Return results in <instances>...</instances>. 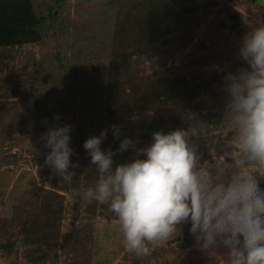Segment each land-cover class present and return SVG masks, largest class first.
<instances>
[{"label": "rangeland", "instance_id": "1", "mask_svg": "<svg viewBox=\"0 0 264 264\" xmlns=\"http://www.w3.org/2000/svg\"><path fill=\"white\" fill-rule=\"evenodd\" d=\"M119 1L126 3L34 0L37 14L45 22L41 41L14 50L12 60H1L9 64V69L0 76V264L227 262L229 250L220 243L212 249L202 247L203 242L190 232V221L179 225L177 233L159 246L150 245V254L137 259L128 251L117 219H92L93 239L86 245L87 253L58 251L56 260L53 256L37 260L36 249L42 244L24 239L19 231L18 222L26 213L38 211L46 201L60 212L55 227L47 231L61 234L70 227L75 191L61 177L54 182L55 174L45 164L49 150L41 134L57 124L71 125L70 141L82 142L105 129L101 112L91 115L89 103L98 102L107 89L106 67ZM191 1L189 5L186 0L179 1L184 11L166 19V46L159 59L154 56L139 68L140 80L176 73L189 75L194 70L207 80L216 70L224 74L209 93L225 95L227 74L248 68L239 49L245 34L264 25V0ZM232 135L231 127L223 123L197 147L199 164L207 163L213 175L215 165L221 162L226 176L231 171L227 166L233 164ZM74 155L71 160L76 163ZM78 209L81 211L82 206ZM86 221L80 216L78 225Z\"/></svg>", "mask_w": 264, "mask_h": 264}, {"label": "clouds", "instance_id": "2", "mask_svg": "<svg viewBox=\"0 0 264 264\" xmlns=\"http://www.w3.org/2000/svg\"><path fill=\"white\" fill-rule=\"evenodd\" d=\"M239 55L248 68L228 73L225 86L224 123L233 131L230 144L235 146L227 176L223 162L215 165V175L207 163L199 164L194 127L155 131L142 148L124 138L118 151L132 148L136 158L115 168V153L101 149L107 129L84 142L99 177L83 190L82 199L109 207L129 252L150 254V245L159 246L190 221L202 247L220 243L229 250L226 264H264V25L245 34ZM112 127L119 138L120 128ZM70 133L71 125L57 124L41 134L49 150L45 164L63 182L72 181L79 167L71 160Z\"/></svg>", "mask_w": 264, "mask_h": 264}, {"label": "trees", "instance_id": "3", "mask_svg": "<svg viewBox=\"0 0 264 264\" xmlns=\"http://www.w3.org/2000/svg\"><path fill=\"white\" fill-rule=\"evenodd\" d=\"M65 1L55 0V3ZM179 1L181 0H126L125 4L120 1L117 3L119 8L116 10L117 18L106 67L107 89L98 102L89 103L91 115L99 116L101 112L100 118L105 121L104 126L108 131L101 149L110 148L115 153L113 168L136 158L132 148L124 152L118 151L120 141L126 137L135 142L136 148H142L151 143L152 133L155 131L167 133L177 128L194 127L199 133L193 138L196 149L211 136L214 128L224 123L227 93H209L213 83L224 73L213 70L207 80L195 70L189 75L176 73L165 77L157 75L148 81L140 80L139 68L146 62H151L154 56L159 59L166 46V19L184 11ZM191 2L186 0L185 4L189 5ZM44 23L43 17L36 12L34 0H0V76L9 69V64H2L1 60H12L14 50L18 52L24 45L39 43ZM113 125L120 128L119 138L114 137ZM88 138L89 135L82 142L78 139L70 141V147L75 153L72 159L79 167L75 170L73 180L68 181L69 188L75 191L74 215L69 229L61 234L47 231L49 227H55L54 220L60 214L47 201L40 204L38 211L27 212L26 217L18 222L24 239L42 244L36 249L37 260L44 261L50 256L56 260L58 251L86 254V245L93 239L90 230L92 219H117L107 205L96 202L89 204L82 199L83 190L94 187L99 177L96 167L90 165V156L83 147ZM196 153H199L198 148ZM56 178L59 176L55 175L54 182H57ZM260 187L264 189V180H261ZM79 206H82L81 211ZM80 216L87 220L85 224L78 225ZM158 252L156 250L157 256ZM132 254L136 259L139 257ZM139 259L142 261L143 257Z\"/></svg>", "mask_w": 264, "mask_h": 264}]
</instances>
